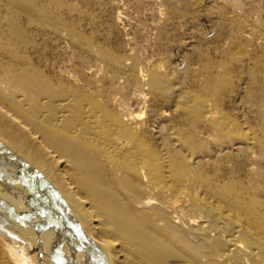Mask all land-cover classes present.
<instances>
[{
  "label": "bare ground",
  "instance_id": "obj_1",
  "mask_svg": "<svg viewBox=\"0 0 264 264\" xmlns=\"http://www.w3.org/2000/svg\"><path fill=\"white\" fill-rule=\"evenodd\" d=\"M9 7L5 35L13 41L23 32L15 26V7ZM29 9L41 18L48 15L42 5ZM87 47L128 86L146 82L131 64ZM9 55L13 62L0 61V165L9 161L13 169L0 170V183L22 185L57 220L38 224L29 219L33 214L21 215L3 199L0 209L22 228L32 226L40 249V234L53 233L56 224L71 264L73 234L87 244L94 264H264V191L258 184L246 183L238 170L223 172L215 159L196 161L185 152L197 151L180 139L179 150L168 138L156 145L159 137L130 127L135 116L122 117L66 86L60 75L22 63L21 54ZM146 83L160 92L169 85L154 77ZM203 102L183 93L177 104L220 125L223 114L205 110ZM256 142L264 156V139ZM0 264H19L1 241Z\"/></svg>",
  "mask_w": 264,
  "mask_h": 264
},
{
  "label": "rangeland",
  "instance_id": "obj_2",
  "mask_svg": "<svg viewBox=\"0 0 264 264\" xmlns=\"http://www.w3.org/2000/svg\"><path fill=\"white\" fill-rule=\"evenodd\" d=\"M6 2L15 7V26L23 32L13 41L5 35L10 8ZM15 2L0 0L1 62H13L9 54H21L22 63L29 61L38 70L60 75L66 86L86 92L106 109L122 117L125 113L135 116L138 121H130V127L159 137L158 142L154 139L156 145L169 139L179 150L180 139L197 151L185 152L195 155L196 161L215 159L222 163L223 172L238 170L246 183L258 184L264 191V178L257 172L264 171V156L256 142L264 139V0ZM38 5L46 8L45 18L29 9ZM59 24L67 26L63 30ZM79 40L83 45L79 46ZM86 42L131 64L146 82L154 77L169 83L168 87L162 86L160 92L152 91L146 82L128 86L123 76L116 78L102 59L90 55L93 52ZM183 93L204 101L205 110L220 111L224 123L209 124L192 115L189 107L178 105ZM2 162L1 172L13 169L9 161ZM17 177L13 174L19 182ZM0 199L21 215L33 214L29 219L38 224L57 220L20 184L0 183ZM1 211L0 219L8 227L0 224V241L8 245L19 264H71L66 239L56 224L48 225L56 232L40 234V249L32 226L24 229ZM73 236L74 263L94 264L87 244Z\"/></svg>",
  "mask_w": 264,
  "mask_h": 264
},
{
  "label": "flooded vegetation",
  "instance_id": "obj_3",
  "mask_svg": "<svg viewBox=\"0 0 264 264\" xmlns=\"http://www.w3.org/2000/svg\"><path fill=\"white\" fill-rule=\"evenodd\" d=\"M1 212H2V211H1ZM2 213H3V212H2ZM4 213H5V212H4ZM0 224H1V225H4L3 227H5V228L7 229L8 226H5V220H4V218H1V219H0Z\"/></svg>",
  "mask_w": 264,
  "mask_h": 264
}]
</instances>
